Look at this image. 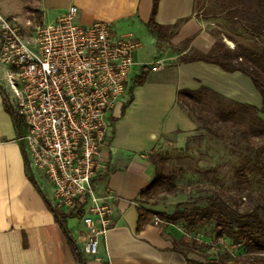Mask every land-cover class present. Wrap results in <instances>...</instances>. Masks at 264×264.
<instances>
[{"label": "crops", "instance_id": "obj_1", "mask_svg": "<svg viewBox=\"0 0 264 264\" xmlns=\"http://www.w3.org/2000/svg\"><path fill=\"white\" fill-rule=\"evenodd\" d=\"M195 1H158L155 21L163 26L178 24L168 42L161 43L167 47L165 52L146 26L152 0L29 1L46 22L56 20L74 6L78 24L109 23L116 35L130 34L141 45L135 53L128 93L107 117L112 152L109 168L94 179L98 194L115 197L114 224L99 240L98 254L84 255L85 264H186L184 257L171 249L172 241L183 240L179 228L171 223L157 227L152 222L153 214H147L139 223L137 212L139 207L151 211L143 206L139 191L154 176L153 151L161 144L183 147L197 128L178 104L177 93L208 89L237 104L257 109L263 106L259 91L246 75L226 72L203 61L180 60L191 50L207 53L214 44L195 16ZM171 48L176 50L167 53ZM151 64L154 67L144 82L134 86L141 67ZM4 75L0 67V264H47L40 228L55 223L52 191L44 178L39 173L34 176L26 165L16 140L22 125H15L7 109L11 106L1 83ZM70 219L73 223L69 225ZM66 226L81 250L80 223L67 218ZM22 232H26L24 242Z\"/></svg>", "mask_w": 264, "mask_h": 264}, {"label": "built area", "instance_id": "obj_2", "mask_svg": "<svg viewBox=\"0 0 264 264\" xmlns=\"http://www.w3.org/2000/svg\"><path fill=\"white\" fill-rule=\"evenodd\" d=\"M76 18L71 6L52 22L27 19V30L34 25L28 37L0 12V65L21 121L16 140L26 165L53 186L52 207L80 223L81 253L95 256L114 224L115 197L98 194L94 183L111 162L107 117L128 93L141 45L109 23L83 26Z\"/></svg>", "mask_w": 264, "mask_h": 264}, {"label": "rangeland", "instance_id": "obj_3", "mask_svg": "<svg viewBox=\"0 0 264 264\" xmlns=\"http://www.w3.org/2000/svg\"><path fill=\"white\" fill-rule=\"evenodd\" d=\"M29 1L0 0V12L9 19L13 18L17 25L23 26L28 37L31 30L34 31V25L27 30L25 21L34 19L33 24H36L40 15L30 7ZM230 1L232 0H196L195 16L203 23L213 43L222 42L228 49L242 45L261 52L264 39L253 37L236 19L228 16L227 4ZM162 47L165 52L167 47L161 44L160 48ZM174 50L176 49L171 48L167 53ZM208 53L191 50L180 60L199 58ZM0 67L5 71L4 66ZM1 83L8 97L7 103L15 115L12 92L5 75ZM210 101L213 100L210 98ZM211 110L208 112L211 113ZM233 115L234 117L225 118L220 124L200 121L196 123L195 132L183 147L161 144L151 154L155 161L162 163L160 169L168 175L176 189L149 193L143 198V206L158 213L182 215L174 226L183 233L181 241H186L193 248V252L188 253L187 257L195 261L220 259L231 264L235 257L244 252L240 241L225 234L218 236L224 227L219 218L226 214L221 205L239 213L254 211L264 219V171L255 169L257 157L264 163V136L243 138L236 129L247 124V117L236 108ZM257 116L264 121V114L259 113ZM240 117L244 120H237ZM239 170L242 174L238 173ZM32 172L34 176H38L36 170ZM46 183L48 190L53 192V186L47 181ZM180 203L184 206L178 208L176 205ZM154 216L160 220L157 227L161 228L167 223L159 215L153 214L152 219ZM190 220L194 224L189 226ZM68 223L72 224L73 220H68ZM65 246V251L70 256L68 260L74 261L73 254Z\"/></svg>", "mask_w": 264, "mask_h": 264}, {"label": "trees", "instance_id": "obj_4", "mask_svg": "<svg viewBox=\"0 0 264 264\" xmlns=\"http://www.w3.org/2000/svg\"><path fill=\"white\" fill-rule=\"evenodd\" d=\"M159 0H152V7L146 26L149 32L154 36L157 44L168 42L170 37L176 32L178 24L171 26L159 25L155 21L157 4ZM229 7L228 16L236 19L243 29L255 38L264 39V0H232L227 4ZM264 45V40H263ZM187 61H203L218 66L226 72H240L246 75L253 86L259 91L262 99V107H255L237 104L225 99L208 89H200L197 92L179 91L177 93V102L181 108L191 117L195 123L209 121L220 124L225 118L234 117L235 108L241 110L246 115V125L239 126V131L245 139L253 136L259 138L264 136V121L257 114H264V47L261 52H255L245 46L235 45L234 49H228L222 42H215L208 54L199 58H190ZM154 67V64L142 66L139 74L134 78L133 85H140L144 82L147 73ZM131 91V90H130ZM131 98V96H130ZM129 98V100H130ZM210 98L213 101H210ZM5 107L7 108L6 104ZM13 116L15 125L20 126V119L14 115L11 109L7 108ZM213 109V111L211 110ZM211 110V113L208 112ZM196 113V116L193 114ZM240 121L244 119L240 117ZM264 144V143H263ZM255 169L264 171V163L257 157ZM155 167V173L152 180L139 191V197L144 198L156 190L176 189L175 185L169 181L168 175L160 169L162 163L155 161L151 156ZM239 174L241 170L238 171ZM264 173V172H263ZM178 208L184 206L180 203ZM224 209V215H221L223 229L219 231L218 236L224 234L231 239L240 241L243 244L244 252L234 258L231 264H264V219L257 212L239 213L226 205H221ZM55 216L53 225L40 228V239L47 264H85L86 260L81 253L78 245L72 238L67 226L69 215L51 207ZM138 222L145 221L147 214L159 215L167 223H177L182 215L175 213L168 215L150 210L137 209ZM190 220L188 225H193ZM226 231H225V230ZM24 242L26 232L21 233ZM65 240V241H64ZM65 245L68 246L70 253L74 256V261L68 260L70 257L65 251ZM171 249L181 254L186 264H228L220 259H208L206 261H195L187 257L188 253L193 252L186 241H172Z\"/></svg>", "mask_w": 264, "mask_h": 264}]
</instances>
